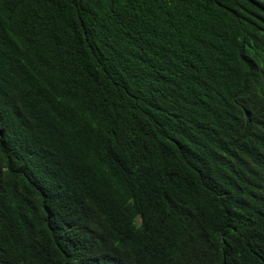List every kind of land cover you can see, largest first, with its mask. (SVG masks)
<instances>
[{
  "label": "trees",
  "instance_id": "1",
  "mask_svg": "<svg viewBox=\"0 0 264 264\" xmlns=\"http://www.w3.org/2000/svg\"><path fill=\"white\" fill-rule=\"evenodd\" d=\"M0 264H264V0H0Z\"/></svg>",
  "mask_w": 264,
  "mask_h": 264
}]
</instances>
